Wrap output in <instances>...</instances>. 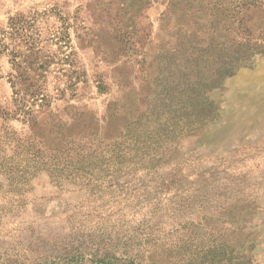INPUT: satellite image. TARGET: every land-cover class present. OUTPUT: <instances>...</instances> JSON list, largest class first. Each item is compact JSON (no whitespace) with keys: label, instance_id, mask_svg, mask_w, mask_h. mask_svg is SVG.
Here are the masks:
<instances>
[{"label":"rangeland","instance_id":"1","mask_svg":"<svg viewBox=\"0 0 264 264\" xmlns=\"http://www.w3.org/2000/svg\"><path fill=\"white\" fill-rule=\"evenodd\" d=\"M0 40V246L264 264V0H0Z\"/></svg>","mask_w":264,"mask_h":264},{"label":"trees","instance_id":"2","mask_svg":"<svg viewBox=\"0 0 264 264\" xmlns=\"http://www.w3.org/2000/svg\"><path fill=\"white\" fill-rule=\"evenodd\" d=\"M2 51L0 40V54ZM37 66L38 70L46 69L43 64ZM19 68L17 65L16 69ZM40 101L45 99L42 97ZM146 226L137 227L129 236L105 237L97 243L86 237L74 244L52 232L32 233L24 243H18V248L0 246V264H144L141 238Z\"/></svg>","mask_w":264,"mask_h":264}]
</instances>
